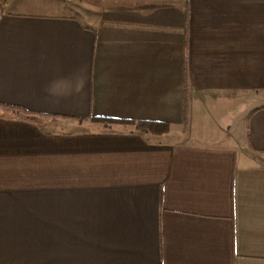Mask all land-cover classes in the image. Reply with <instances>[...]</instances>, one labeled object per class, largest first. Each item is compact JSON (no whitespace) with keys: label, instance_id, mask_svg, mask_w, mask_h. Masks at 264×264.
Returning <instances> with one entry per match:
<instances>
[{"label":"crops","instance_id":"crops-1","mask_svg":"<svg viewBox=\"0 0 264 264\" xmlns=\"http://www.w3.org/2000/svg\"><path fill=\"white\" fill-rule=\"evenodd\" d=\"M0 264H264V0H5Z\"/></svg>","mask_w":264,"mask_h":264},{"label":"trees","instance_id":"trees-1","mask_svg":"<svg viewBox=\"0 0 264 264\" xmlns=\"http://www.w3.org/2000/svg\"><path fill=\"white\" fill-rule=\"evenodd\" d=\"M24 112L27 113V116L29 119H31L33 117H37L36 115H38V114H35L33 112H29L27 110H24ZM93 121H95L97 123H105V124H117V123H125V124L129 123L130 124V123H132V122H121V121H117V120H108V119H100V118H93ZM133 124H135V123H133ZM186 124H187V119L185 117V125ZM137 128L141 131H147L151 135L156 136V137L164 136L170 132V126L167 124L139 122V123H137Z\"/></svg>","mask_w":264,"mask_h":264},{"label":"rangeland","instance_id":"rangeland-1","mask_svg":"<svg viewBox=\"0 0 264 264\" xmlns=\"http://www.w3.org/2000/svg\"><path fill=\"white\" fill-rule=\"evenodd\" d=\"M5 7V0H0V11L3 9ZM254 104V106H256V104L255 103H253ZM253 106V107H254ZM254 109V108H253ZM45 122V121H49V120H46V119H44V120H42V122ZM215 129V128H214ZM213 129V126L212 125H209V126H206L205 128H204V130H205V133L207 134V136H208V138L209 137H213V136H215V134H216V130H214Z\"/></svg>","mask_w":264,"mask_h":264},{"label":"clouds","instance_id":"clouds-1","mask_svg":"<svg viewBox=\"0 0 264 264\" xmlns=\"http://www.w3.org/2000/svg\"><path fill=\"white\" fill-rule=\"evenodd\" d=\"M80 87H83V83L81 82V85H80Z\"/></svg>","mask_w":264,"mask_h":264}]
</instances>
